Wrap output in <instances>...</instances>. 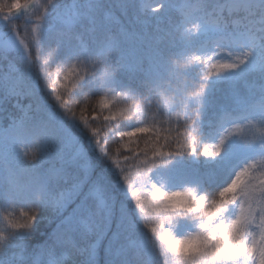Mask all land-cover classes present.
Segmentation results:
<instances>
[{"label":"snow or ice","instance_id":"obj_1","mask_svg":"<svg viewBox=\"0 0 264 264\" xmlns=\"http://www.w3.org/2000/svg\"><path fill=\"white\" fill-rule=\"evenodd\" d=\"M0 264H264V0H0Z\"/></svg>","mask_w":264,"mask_h":264},{"label":"trees","instance_id":"obj_2","mask_svg":"<svg viewBox=\"0 0 264 264\" xmlns=\"http://www.w3.org/2000/svg\"><path fill=\"white\" fill-rule=\"evenodd\" d=\"M114 146H115V145H114L113 142H109V145H108L109 149H111V148L114 147ZM41 227H43V225H42Z\"/></svg>","mask_w":264,"mask_h":264},{"label":"rangeland","instance_id":"obj_3","mask_svg":"<svg viewBox=\"0 0 264 264\" xmlns=\"http://www.w3.org/2000/svg\"><path fill=\"white\" fill-rule=\"evenodd\" d=\"M95 99V98H94ZM141 146H143V144L141 143Z\"/></svg>","mask_w":264,"mask_h":264}]
</instances>
